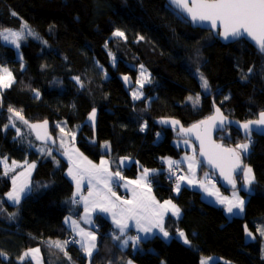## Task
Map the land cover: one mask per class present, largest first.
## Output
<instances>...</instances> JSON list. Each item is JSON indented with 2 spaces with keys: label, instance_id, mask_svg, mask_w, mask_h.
Wrapping results in <instances>:
<instances>
[{
  "label": "trees",
  "instance_id": "16d2710c",
  "mask_svg": "<svg viewBox=\"0 0 264 264\" xmlns=\"http://www.w3.org/2000/svg\"><path fill=\"white\" fill-rule=\"evenodd\" d=\"M24 23L37 37L25 30L19 40L21 59L0 36V66L13 78L11 86L0 91V156L35 160L36 166L30 192L17 205L6 200L12 181L0 165V252L5 254L0 264H22L19 257L34 247L43 264H200L212 255L219 258L212 264H264V136L252 133L249 153L242 157L255 178L248 192L238 186L242 171L235 175V188L248 196L241 215L226 216L222 205L202 200L199 189L185 185L174 192L160 164L162 157H178L187 150L175 144L174 139L184 137L161 123L164 119L189 125L216 105L239 120L264 111V53L244 39L223 43L211 31L193 28L166 0H0V32L21 31ZM117 30L124 36H114ZM139 65L151 82L135 100L123 77L131 80V87ZM197 68L208 81L207 93L201 90ZM197 94L200 101L194 107L186 99ZM10 106L27 121L47 119L55 140L57 120L78 128L79 149L94 160L107 156L113 169L120 168L121 156L135 159L123 167L124 176L134 177L138 166L160 169L150 176L155 197L171 199L181 209L177 219H165L171 240L155 235L137 248L121 247L112 239L114 226L97 215V248L90 260L76 243H68L64 251L52 246L49 242L63 243L69 234L64 218L74 205L73 185L64 174L67 162L56 151H36L39 142L13 117L21 132L17 136L9 124ZM93 108L96 133L86 122ZM215 138L227 147L245 141L233 127ZM103 141H108L107 152L101 149ZM204 169L200 164L199 173ZM245 228L253 232L252 239L246 238ZM178 230L190 245L176 236ZM23 264L34 263L26 257Z\"/></svg>",
  "mask_w": 264,
  "mask_h": 264
},
{
  "label": "snow or ice",
  "instance_id": "6c2138e0",
  "mask_svg": "<svg viewBox=\"0 0 264 264\" xmlns=\"http://www.w3.org/2000/svg\"><path fill=\"white\" fill-rule=\"evenodd\" d=\"M169 4L173 7L174 10L180 11L182 14H186V17L191 19V22L194 25H200L207 22L210 25V29L215 31L218 36L223 37L225 41L229 40H240L242 38H250L251 41L255 42V45L258 46L261 52H264V0H169ZM16 15V13H12ZM25 30H27V35L36 37L37 34L28 28L26 23L22 24L21 31H10L5 30V32H0V36H3L4 40H9L11 37V42L16 44L18 40L22 39L25 35ZM7 33V34H5ZM114 36L123 37L124 33L117 30L113 33ZM111 55V53H110ZM141 75H143V66H141ZM249 73L253 70L249 68ZM197 72H199V68H197ZM201 81V87L207 91L209 88V84L207 79L203 76L202 73L199 75ZM78 84H81L79 77H74ZM128 77L125 76L124 80L127 82ZM12 74L8 72V70L2 69L0 70V89L8 88L11 86ZM150 83V80L141 82L137 81L138 84L143 87V83ZM142 95V94H140ZM140 95L133 93L134 99H140ZM36 96H39V93H36ZM227 99V97H226ZM188 100L193 103V106L199 104L200 95L197 94L195 97L189 96ZM9 113L12 115L9 116V124L12 127H16L13 122V117L18 118L24 124H28V121L24 119L19 111L14 110L11 106L8 109ZM217 115L210 117L207 121H200L198 124L192 125L190 128L185 129L183 127L180 128V133L185 135L196 132V138L200 143V156L204 157L209 165L214 168H219L221 175L228 181V183L232 184L233 188L236 187V180L234 179V174L238 171H243L244 173V190L249 191L250 186L254 182L253 170L251 167L247 165L242 166V157L246 156L249 153L250 146L252 144L251 134L253 132V126L258 127L257 131L264 132V111L260 112L259 118L257 120H251L240 124V128L244 130L245 134V142L237 143L235 148H224L221 145L215 144L211 140V128L215 125L217 119H219L220 124L222 125L224 122V117L219 114V109L216 110ZM95 109L89 114L88 119L94 121L95 120ZM163 124L169 123L168 121H161ZM172 125L179 124V121L172 120ZM47 121L44 124H32L29 125L31 129L46 127ZM200 125H206L203 133L199 131ZM9 125H5L7 128ZM59 126V125H58ZM63 131V128L61 129ZM143 131V128H141ZM17 136L21 135L20 129L16 127ZM47 139H51L50 136L45 134ZM159 136V133L157 134ZM38 140L42 139V137L37 133ZM185 144L188 143L187 140L184 141ZM61 147H63V142L61 143ZM107 147V145H105ZM39 151L42 153H46L48 155H52L53 149L47 147L45 143L44 147L39 148ZM64 155L68 156L69 160V168H68V176L72 178L76 185V191L73 193L71 197V203L73 205L83 201L85 216L82 219L85 222H91V213L89 211V203L90 198L98 197V199H91V204L93 210L96 208L99 209L102 213H109L113 218V224L119 231V235H113L112 239L114 241H120L121 246H127L129 242L132 243L133 247L138 246L144 239L148 237L149 234L153 233L154 229H159V231L163 234L164 238H169L168 231L164 228V218L167 212H171L173 216L180 215V209L172 203L171 200L164 201L163 203H159L155 200L154 197L149 195L151 189L149 185V170L144 169L141 176H139L136 180L128 181L124 187L127 188L128 191L131 192L132 198L120 200V197H116V201H120L117 203L113 201L111 197H115L116 193L113 191V182L116 178L123 180L124 177L121 176L120 172L117 171L115 173L110 172L106 165L108 161L101 160L100 165H95L91 161L87 160L84 157L80 162H77L73 159L71 155H69L68 151L65 150ZM79 159V154H77ZM185 161L188 162V170L191 173V176H178V181H187L188 184H193L196 181L193 179L195 176V169L198 165L202 163V161L198 160L195 156L185 157ZM0 163L5 166V175L8 174L9 168L7 165L6 158L4 160H0ZM169 172L173 175L175 174L173 166L175 165L177 168L180 166V162L168 160ZM13 167L16 166V162H12ZM35 165H28V168H34ZM21 176H30L31 172L28 171L26 173H21ZM207 173L205 176L207 177ZM88 178V196H80V200H77L76 197L80 194L82 181ZM17 177H12V190L7 193V198L9 201L14 202V204H19L29 192L30 187L29 184L25 181L17 184ZM95 181V184H93ZM102 185L103 189L99 190L98 186ZM128 185H134L133 188H128ZM200 186L204 188V190L208 193V195H213L214 193L209 191L203 181L200 182ZM98 188L97 192H93V188ZM145 188L147 191H145ZM181 188V184L177 183L176 190L179 191ZM101 191L104 194H101ZM110 194V196L108 195ZM235 197L234 200L228 201V206L226 207V212L229 214L235 215V209H238L240 212L244 210L245 201L236 196V193H233ZM227 199V198H225ZM220 203H224V200H220ZM14 215V214H13ZM129 221L135 222V228L138 233H144V236H128L126 235V229H129ZM65 223H70L72 226V231L76 232L77 235L81 236L80 241H72V243H80L81 250L91 258L93 256L94 251L97 248L96 244V236L93 232H86L84 229L79 228L78 222L73 220L71 216L65 218ZM79 228V231H77ZM247 232V228H245ZM261 234L264 235V230H261ZM248 235L251 236L252 233L248 232ZM178 237L183 239V243L186 245H190V241L185 236L183 231L178 232ZM52 246L61 251H64L65 245L69 243V241H64L61 243L60 241L49 242ZM39 249H29L23 255L19 257V260L22 262L25 261V258L31 256L33 260L36 259V254L39 253ZM5 255L3 252H0V256ZM67 255V252H65ZM129 264L131 262L129 261ZM201 264H206L205 260H201Z\"/></svg>",
  "mask_w": 264,
  "mask_h": 264
},
{
  "label": "crops",
  "instance_id": "0c3cea01",
  "mask_svg": "<svg viewBox=\"0 0 264 264\" xmlns=\"http://www.w3.org/2000/svg\"><path fill=\"white\" fill-rule=\"evenodd\" d=\"M2 69H5L4 67L0 66V70ZM13 80V78H12ZM86 122H87V119H86ZM60 127V130L56 133H60V141L61 143L63 142V147H61L59 153L61 154L62 157L65 158V160L67 161V166H66V169L64 171V174L65 176L68 178V180L72 183L73 185V192H72V195L73 193L76 191V185H75V182L72 180V178L70 176H68L67 172H68V168H69V160H68V156L64 155L63 154V151L65 152V150L68 151L69 155H71L73 157L74 160H76L77 162H80L84 157L87 158V160L91 161L93 164L95 165H100V162L101 160H105V161H108V164L106 165V167L108 168V170L110 172H117L119 171L121 176L124 177L123 180H120L119 178H116L115 181L113 182V184H118V193H116V196L115 197H111V199L113 201H116V197H120V200H125V199H131L132 198V194L130 191L127 190V188L124 187V185L128 182V181H132V180H136L139 176H141V174L143 173V171L141 170L139 175H136L134 177H127V176H124L123 174V167H127L129 166L131 163L133 162H136L135 159L131 158V157H128V156H121L119 158V165H120V168L118 169H113L110 165V160L107 156H101L98 160H94L92 158H90L89 156H87L86 154H84L77 145H73V144H76L75 142V139H76V136H77V131L79 130L78 128H72L70 126H68L66 124V122H61L59 124ZM63 128V131H61V129ZM65 132V133H64ZM68 132H71V133H68ZM67 133V134H66ZM179 133V132H178ZM66 135L69 136V138H67ZM180 135V134H179ZM185 139V138H184ZM58 141V140H57ZM190 142V141H189ZM55 144H56V140H55ZM176 144V143H175ZM177 145V144H176ZM55 146V145H54ZM102 146V145H101ZM178 146H181V145H178ZM53 147V146H52ZM183 148H186L187 150H185L182 154H180L178 157H171V156H164L161 158V161L162 163L164 162L166 165H168L167 161L168 159L167 158H170L169 160H172V161H177V162H180V164H182L183 166H185V169L183 171V174L182 176H191V173H189V170H188V162L184 160L185 157H192V156H196V152H197V149H196V146L190 142V143H187V144H183V146H181ZM102 149V147H101ZM109 149V145H107V147L104 146V148L102 150H104V152H107ZM63 150V151H62ZM194 150V151H193ZM189 151V152H187ZM77 154H79V159H78V156ZM0 160H4V157H0ZM13 162V161H12ZM0 165L2 166L4 172H5V166L4 164L0 163ZM28 165H26V163H24V161L22 162H19V163H16V166L13 167L12 163H10V166H8L9 168V173H10V176L13 175V172H12V169H16L18 167H27ZM145 167V166H144ZM148 168H153V169H148L149 170V178L151 175H154L155 173L157 172H160L161 170L156 168V167H148ZM199 168H200V165H198L195 169V176L193 177V179L196 181L195 183L193 184H188L187 181H180L179 183L181 184V187L182 186H190V187H193V188H196V189H199L200 192H201V198L202 200H204L205 202H208L210 204H213V205H222L224 207V212L225 214L228 216L229 213L226 212V207L228 206V201H231V200H234L235 197L233 196V193L235 192L236 193V196H238L240 199H243L246 198L245 197V194H243L242 192H240L239 188H235L233 190H230L229 192H223L219 187H217L216 185H213L210 181H208L207 177L209 176V173L207 170H204L201 174L199 173ZM163 169V168H162ZM28 170L32 171L33 168L29 169ZM162 172V171H161ZM205 173H207V177L205 176ZM19 173H16L14 174L16 177L18 176ZM12 181V180H11ZM203 181L204 184H205V187L208 188L209 191L213 192L214 194L213 195H208V193L204 190V188H202L200 186V182ZM93 184H95V181H93ZM219 184V183H218ZM150 193H148L149 195H151L152 197L155 198L156 201H158L159 203H163L164 201H168V200H171V199H164V200H158L154 193H153V190H152V186H151V182H150ZM29 187H30V183H29ZM135 187L134 185H128V188H133ZM99 190H102L103 189V186L100 185L98 186ZM98 188L94 187L93 188V192H97L98 191ZM242 189V188H241ZM12 190V186H11V189L9 191ZM243 190V189H242ZM8 191V192H9ZM88 191H89V186H88V178L85 177V179L82 181V186H81V190H80V194L76 197V198H79L80 200V196H84V197H87L88 196ZM145 191H147V189L145 188ZM173 191L174 192H177L176 190V187L173 188ZM245 191V190H243ZM7 192V193H8ZM245 192H248V191H245ZM7 193H6V200L10 203H14L12 201H9L8 198H7ZM121 193H124L126 195V197H122L120 194ZM101 194L103 195L104 192L101 191ZM110 196V194H108ZM227 198V199H225ZM91 199H98V197H93V198H90V203H89V211L91 213V222L88 223V222H85L84 219H82V217L85 216V209H84V203L83 201H80L79 203L75 204L72 208V210L65 216L68 217V216H71V218L73 220H76L78 222V225H79V228H82L84 229L86 232L88 231H91L93 232V234L96 236V239H97V234H96V228L98 227L97 223H96V216L97 215H102L104 218H106L110 223L111 225L114 226V231L112 233V235H119V231L118 229L115 227V225L113 224V218L111 216V214L109 213H102L99 211L98 208H96L95 210H93L92 208V204H91ZM220 200H224L225 202L224 203H220L219 201ZM172 201V200H171ZM117 203H119L120 201H116ZM173 204H175L173 201H172ZM176 205V204H175ZM245 205V203H244ZM177 206V205H176ZM79 207V208H78ZM178 207V206H177ZM179 208V207H178ZM180 209V208H179ZM244 211V210H243ZM234 212L236 213L235 215L231 214L230 217L232 216H236V215H241L243 212H240L238 209H235ZM168 215H172L171 212H167L165 214V218H164V228L165 230L167 231L166 227H165V219ZM180 215H181V209H180ZM179 215V216H180ZM173 216V215H172ZM178 216V217H179ZM174 218H178L177 216H173ZM65 218H64V221H65ZM130 227L129 229H126V235L128 236H136V235H139V236H144L145 234L144 233H138L136 228H135V222L134 221H129L128 222ZM66 224V223H65ZM66 227H67V230H68V236L67 238L70 236H72L73 239H75V241H80L81 240V236L80 235H77L76 232H73L72 231V226L70 223H67L66 224ZM79 228H77V231H79ZM181 231V230H178V232ZM178 232L176 233V236L178 237ZM169 233V232H168ZM160 236L162 239L168 241V240H171L172 236L171 234L169 233V238H164L163 237V234L159 231V229H154L153 230V233L152 234H149L148 237L146 239H144L143 241H146L147 239L153 237V236ZM179 238V237H178ZM181 239V238H180ZM183 240V239H182ZM119 242V245L121 246V243L120 241ZM77 246H79L81 248V245L80 243H76ZM127 246H132V243L129 242V244ZM127 246H124V247H127ZM139 246V245H138ZM138 246L136 247H133V248H137ZM30 249H37V247H34V248H30ZM29 250V249H28ZM27 250V251H28ZM96 251V250H95ZM94 251V252H95ZM83 254L86 256L87 260H90L91 258H89L84 252ZM94 254V253H93ZM32 261L33 263L35 264L36 263V260L37 262H39L40 264H43L42 262V257H41V254L40 252L38 254H36V259L33 260L31 256H28ZM210 260L211 259V262L208 263V264H212L213 261L212 259L215 261V260H218L219 258H216L215 256H209V257H205L203 258V260L205 261H208V259ZM131 264H135L134 262L130 261ZM129 264V262L127 263ZM201 264V262H200Z\"/></svg>",
  "mask_w": 264,
  "mask_h": 264
},
{
  "label": "rangeland",
  "instance_id": "374dc122",
  "mask_svg": "<svg viewBox=\"0 0 264 264\" xmlns=\"http://www.w3.org/2000/svg\"><path fill=\"white\" fill-rule=\"evenodd\" d=\"M5 30H10V31H20V30H14V29H9V28H7V29H4V30H2L1 32H5ZM35 32V31H34ZM36 33V32H35ZM5 34H7V33H5ZM37 34V33H36ZM37 37V36H36ZM1 38H2V41L3 42H5V43H7V44H10L11 46H13L16 50V54H17V56L18 57H20L19 59H21L22 58V56H21V52H20V50H19V47H17V45L16 44H14V43H12L11 42V37L9 38V40H4L3 39V36H1ZM18 44H19V40H18V42H17ZM141 66H143V65H139V67L137 68V77H136V79H134L133 81V85L131 86V87H129V84H131V80H128L127 82L124 80V82H125V84H126V86H127V88H128V90H129V92H130V94H131V96H132V98H133V93H136V94H138V95H140V94H142V95H140V98H142L143 97V95H144V90H143V87H144V85L147 83V82H145V83H143V87H141V85L140 84H138L137 83V81L139 80V81H141V82H144V81H147V80H149V73H148V71L146 70V68L143 66V75H141V71H142V69H141ZM5 68V67H4ZM7 70H8V68H6ZM8 72H10L9 70H8ZM200 73L201 72H197L196 73V76L198 77V81H199V83H200V86H201V81H200V78H199V75H200ZM203 74V73H202ZM203 76L205 77V75L203 74ZM125 77V76H124ZM124 77H123V79H124ZM206 78V77H205ZM3 89V88H2ZM2 89H0V91L2 90ZM201 90H202V92H204V93H207L208 91H209V88H208V90L207 91H205L202 87H201ZM189 97V96H188ZM134 99V98H133ZM135 100H137V99H135ZM0 101H1V95H0ZM186 101L187 102H190L189 100H188V98L186 99ZM93 109H95V112H96V115H95V120L94 121H92V120H89L88 119V117H89V114L93 111ZM90 112H89V114H88V117H87V122L93 127V129H94V132L96 133V121H97V109L96 108H93ZM61 122H65L63 119H59V120H57L56 121V125L58 126ZM60 130V127H58V129H57V132ZM65 133V132H64ZM68 133H71V132H68ZM67 134V133H66ZM65 134V136L67 137V138H69V136L68 135H66ZM59 136H60V133L58 134V133H56V145L55 146H49V148H51V149H53V151H56V152H58L59 153V151L61 150L60 148H61V141H60V138H59ZM252 137V136H251ZM58 140V141H57ZM185 140H187L186 138L184 139V138H180V139H174L173 141L177 144V145H181V146H183V144H184V141ZM188 141V143H190L191 141L190 140H187ZM190 141V142H189ZM245 142V141H244ZM252 142H253V140H252ZM241 143H243V142H241ZM73 145H77V144H73ZM101 147H102V149L104 148V146L105 145H109L108 144V141H103L102 143H101ZM45 146V144L44 143H38V145H34V149L36 150V151H38V152H40L39 151V148H41V147H44ZM48 147V146H47ZM63 151V150H62ZM194 151V150H193ZM187 152H189V151H187ZM40 153H42V152H40ZM60 154V153H59ZM63 154H64V151H63ZM0 157H4V159L6 158V160H7V165L8 166H10V163H12V161H15V160H12V159H9V158H7V157H5V156H0ZM64 158V157H63ZM65 159V158H64ZM168 160L170 159V158H167ZM198 159V158H197ZM199 160V159H198ZM66 161V160H65ZM16 163H19V162H17V161H15ZM67 162V161H66ZM24 163H26V165H32V164H34L35 166H36V161L35 160H32V161H24ZM163 164H164V168L162 169V172L165 174V177L167 178V176H168V173H170L169 172V167H168V165H166L164 162H163ZM244 165H247L248 167H251V165L250 164H248V163H242V166L241 167H243ZM35 168V167H34ZM34 168H33V170L32 171H30V170H28V166L27 167H18V168H16V169H12V172H13V175L12 176H10V179L12 180V177L13 176H15L14 174H16V173H19L18 174V176H17V184L19 185L20 183H22V182H27L28 184L29 183H31V178H32V174H33V171H34ZM173 168H174V172H175V174L173 175L172 173H170L172 176H173V179L170 181V180H168L170 183H171V186H172V188H175L176 187V185H177V183H179L180 181H178V179H177V177L178 176H182V174H183V171H184V169H185V166H183L182 164H180V166L177 168L175 165L173 166ZM252 168V167H251ZM144 169H153V168H148V167H144V166H138V168H137V175H139V173H140V171L142 170V171H144ZM204 170H207L206 168L204 169ZM203 170V171H204ZM28 171H30L31 172V175L30 176H21L20 174L21 173H26V172H28ZM202 171V172H203ZM208 171V170H207ZM208 173H209V176L207 177V179H208V181H210L213 185H216L217 187H219L220 185L218 184V179L216 178V176H215V174H213L212 172H210V171H208ZM136 175V176H137ZM242 177H243V181L238 185L239 186V188H242L243 190H244V173H243V171H242ZM150 182H151V178H149V184H150ZM190 187V186H189ZM240 190V189H239ZM113 191L115 192V193H118V184H113ZM178 192V191H177ZM176 192V193H177ZM122 197H126V195L124 194V193H121L120 194ZM245 197L246 198H244L243 197V199L242 200H244L245 201V203H246V201H247V195H245ZM245 206V205H244ZM227 216V215H226ZM231 216V214H229L228 215V217H230ZM248 230V229H247ZM114 231V230H113ZM248 232H250V233H252V235L251 236H249L248 235ZM113 233V232H112ZM246 238L247 239H252L253 237H254V234H253V232H251V231H247V233H246ZM67 241H69V243H71V241H72V236H70L69 235V237L67 238ZM122 247V246H121ZM212 256H216V255H212ZM261 256L262 257H264V242H262V244H261ZM211 257V256H210ZM203 259V258H202ZM208 259V258H207ZM212 261H214L213 259H212ZM211 262V259L209 260L208 259V261H206V264H208V263H210ZM35 264H40L39 262H37V260H36V263Z\"/></svg>",
  "mask_w": 264,
  "mask_h": 264
},
{
  "label": "water",
  "instance_id": "95a60500",
  "mask_svg": "<svg viewBox=\"0 0 264 264\" xmlns=\"http://www.w3.org/2000/svg\"><path fill=\"white\" fill-rule=\"evenodd\" d=\"M166 2L168 3V5H170L169 4V0H166ZM171 6V5H170ZM172 7V6H171ZM173 8V7H172ZM175 11H177L186 21H188L189 22V24L193 27V28H200V29H204V30H208V31H211V33L215 36V37H217L221 42H223V43H226V42H235V41H237V40H229V41H225L224 39H223V37H221V36H218L217 34H216V32L215 31H213V30H211L210 29V25L207 23V22H205L204 24H200V25H194L192 22H191V19L189 18V17H186V14H182L180 11H178V10H175ZM242 39H244V40H246L250 45H252L256 50H258V51H260L259 50V48H258V46L257 45H255V42H253V41H251V39L250 38H242ZM261 52V51H260ZM261 53H264V52H261ZM217 109H219V114L221 115V116H223L224 117V122H223V124L221 125L220 124V121H219V119H217V121H216V123H215V125L214 126H212V128H211V133H210V135H211V140H212V142H214L215 144H218V145H221L222 147H224V148H235V147H227V146H224L223 144H221V143H219L218 141H217V139L215 138V135L217 134V133H219V132H224L225 131V129H226V127H233V128H235L239 133H240V135L242 136V137H245V134H244V130L243 129H241L240 128V124H243V123H245V122H248V121H251V120H257L258 118H259V114L257 115V117L256 118H253V119H249V120H239V119H236V118H233V117H230V116H228V115H226L217 105L213 108V111L208 115V116H206L205 118H203L201 121H207V120H209V118L210 117H213V116H216L217 115ZM168 121L169 123H167V124H165V125H167V126H169V127H171V128H173V129H175L176 131H178L179 132V134L182 136V137H184V138H186L187 140H190L195 146H196V149H197V152H196V156H197V158L200 160V161H202V165L204 166V168H206L208 171H210V172H212L213 174H215V176L217 177V179H218V183L221 185V186H224V187H233L232 186V184H230V183H228V181L221 175V172H220V169L219 168H214V167H212L211 165H209L208 163H207V161L205 160V158L204 157H202V156H200V143H199V140H197V138H196V132L194 131V132H191V133H189V134H187V135H185V134H183V133H180V128L181 127H183V128H185V129H188V128H190L192 125H194V124H198L199 122H196V123H192V124H189V125H182V123L178 120V119H176V118H173V117H168V118H166V119H164V121ZM172 120H176V121H179V124H177V125H172V123H171V121ZM45 121H47V125H46V127H41V128H36V129H31L30 127H29V125H32V124H44V122ZM27 126H28V128L30 129V131H31V133L33 134V136H34V138L38 141V142H40V143H46L48 146H54L55 145V139H54V137H53V135H52V133L50 132V124H49V121L47 120V119H45V120H40V121H34V122H30V121H28V124H26ZM205 127H206V125H200V128H199V131L201 132V133H203V131H204V129H205ZM258 127H260V126H253V132L252 133H254V134H256V135H258V136H264V132H261V131H257V130H255V129H257ZM37 133H39V135L42 137V139H37L36 137H37ZM47 133V136H50L51 137V139H47V137H46V134ZM239 172V171H238ZM237 172V173H238ZM237 173L236 174H234V179H235V175H237Z\"/></svg>",
  "mask_w": 264,
  "mask_h": 264
},
{
  "label": "built area",
  "instance_id": "2783aa9c",
  "mask_svg": "<svg viewBox=\"0 0 264 264\" xmlns=\"http://www.w3.org/2000/svg\"><path fill=\"white\" fill-rule=\"evenodd\" d=\"M251 140H253V137H251ZM160 164L164 168V164L162 163V161H160ZM172 179H173V176L170 173H168L167 180H170L171 181ZM76 199L79 200V198H76ZM72 241H75V239L72 238ZM72 241H71V243H72Z\"/></svg>",
  "mask_w": 264,
  "mask_h": 264
}]
</instances>
